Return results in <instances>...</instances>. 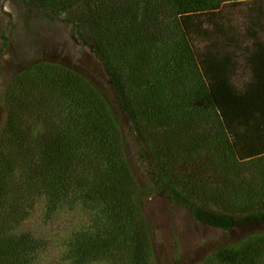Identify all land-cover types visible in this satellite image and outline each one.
Segmentation results:
<instances>
[{
  "label": "rangeland",
  "instance_id": "rangeland-1",
  "mask_svg": "<svg viewBox=\"0 0 264 264\" xmlns=\"http://www.w3.org/2000/svg\"><path fill=\"white\" fill-rule=\"evenodd\" d=\"M155 1L84 0L58 16L23 0H0V49L6 44L0 57V134L7 116L5 102L11 97L23 105V110L27 109L30 115L26 117L39 131L56 127L78 129L94 120L98 105L90 101L85 86L68 79V71L75 72L93 91L107 96L116 109L120 130L117 142L105 140L96 131L90 135L86 175L97 184L101 178L111 184L121 164L127 166L135 188H144L139 205L150 225L155 264H212L218 250H237L252 237L264 236V225L225 231L202 224L187 207L172 200L173 190L167 181L173 178L179 189L214 209L243 210L260 202L263 196L258 198L257 194L264 179L251 163L245 166L241 178L234 177L235 186L227 184L224 174L231 173L236 165L233 139L218 126L215 111L192 108L193 99L203 91V65L196 71L191 66L184 67L183 76L186 74L187 78L176 82L169 48L156 41L143 42L142 27L154 24L148 17L158 15L172 30V15L146 12L148 5L161 8L164 1ZM169 2L172 6V0ZM130 4L136 5L138 18L131 16L121 22L128 15ZM98 7L112 14L100 16ZM256 20L264 25V0H226L217 12H202L191 18L188 38L195 53L211 54L217 59L228 57V81L238 92L254 76L250 66L252 53L259 48L264 50V29ZM134 23L140 29L137 48L144 53L139 56L137 69L133 47L124 40L135 28ZM156 23L153 30L158 29L159 20ZM120 35L122 42L120 38L116 41ZM118 45L120 50L114 48ZM102 47L107 48L106 55H102ZM103 56L114 70L118 67L123 99L133 116L118 105L104 70ZM161 168L165 171L160 176L163 192L154 188L151 176L152 170ZM241 179L248 182L242 192L237 190ZM47 203L43 196H36L29 215L16 230L29 231L46 244L36 264H71L69 244L74 233L104 220L80 198L64 203L51 217ZM8 218L0 210V223ZM121 240L120 255H129L138 243L129 230ZM259 252L260 264H264V243ZM89 264L116 261L107 258Z\"/></svg>",
  "mask_w": 264,
  "mask_h": 264
},
{
  "label": "trees",
  "instance_id": "trees-1",
  "mask_svg": "<svg viewBox=\"0 0 264 264\" xmlns=\"http://www.w3.org/2000/svg\"><path fill=\"white\" fill-rule=\"evenodd\" d=\"M23 1L36 4L41 9L44 8L59 16L84 0ZM157 1L159 0L155 2ZM162 1L164 2L160 4V9L157 6L148 8V5L146 12L149 14H155V11H158L156 14L164 12L161 14L164 17L167 14L172 15V30L169 23L162 21L158 15L148 17L154 24L159 20L158 29L153 30L154 24L142 27L143 42L156 41L169 48V59L172 61V70L176 73L174 76L176 82L182 83V78L184 76L187 78L186 74L183 76L184 67L187 69V66L189 68L191 66L196 71L201 70L200 64L203 65L204 80L201 85L203 91L193 99L192 108L197 110L208 107L215 111L218 126L233 139L236 165L231 168V173L224 174L227 184L230 187L232 184L235 186L234 177L241 178L246 171L245 166L251 163H254L257 174H260L263 180L264 50L259 48L252 53L250 66L254 76L245 89L238 92L228 81L230 59L226 56L222 59L214 56L212 58L211 54L197 55L188 38L191 18L202 12L206 14L217 12L226 0H172V6L169 0ZM138 5L140 4L137 3ZM135 9L136 5L130 4L129 13L121 18V22L130 19L131 16L137 19ZM98 13L100 16L112 14L101 7H98ZM256 22L264 29L259 20ZM132 29V33L126 35L124 40L127 39L133 47L134 67L137 69L140 67L139 58L144 53H140L137 48L140 29L136 25ZM87 30L90 32L88 27ZM79 32H82L81 29ZM118 38L123 41L121 35L116 41ZM116 41L114 40V43ZM4 47L0 49V57ZM114 48L120 50L119 45L118 48ZM106 50V47H102V55H106ZM102 62L118 105L125 108L128 115L133 116V112L123 99L118 67L114 70L104 56ZM67 74L69 80H75V83L82 85L81 87H86L90 101L98 105L95 119H91L87 125L83 123L78 129L73 127L72 130L56 127L39 131L26 117L30 113L26 108L23 110V105L15 102L14 97L5 102L7 116L0 134V210L7 213L10 218L0 223V264H36L42 248L46 246L40 238L29 231L16 230L21 220L29 215L36 196L47 199V212L50 217L64 203L80 198L88 207L93 206L91 210L103 218V222L91 225L88 230L74 233V239L69 244L71 264H89L107 258L115 260L116 264H155L150 225L139 205V195L144 188H135L127 166L121 164L118 176L111 184H107L102 178L97 184L94 178L91 180L86 175L90 166L89 159L85 157L90 135L96 131V134L105 140L118 141L116 138H119L120 130L117 113H114L116 109L113 110L105 94L93 91L81 76L72 71H68ZM16 105L20 109H17ZM134 136L137 140L140 139L136 133ZM148 156L146 158H149ZM158 164L156 161L157 166ZM151 172L154 188L163 192L165 189L160 176H163L165 171L161 168ZM246 181L241 179L237 190L246 191L248 187ZM167 185L172 187V197L169 195L172 200L187 207L193 218L202 224L225 231L235 227L264 225V180L257 194L258 198L263 196L260 202L255 207L243 210L214 209L212 206L204 205L188 191L179 189L173 178L172 181H167ZM127 230L131 231L138 243L126 256L118 253L121 250L119 248L121 238L127 235ZM263 243L264 236L257 235L243 243L237 250L222 248L214 254L212 264H260L259 251Z\"/></svg>",
  "mask_w": 264,
  "mask_h": 264
}]
</instances>
